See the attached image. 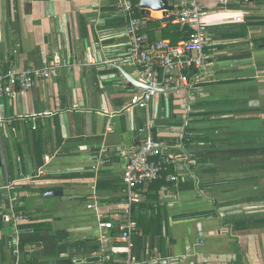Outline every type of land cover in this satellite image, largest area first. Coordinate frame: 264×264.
Returning <instances> with one entry per match:
<instances>
[{
  "label": "crops",
  "instance_id": "obj_1",
  "mask_svg": "<svg viewBox=\"0 0 264 264\" xmlns=\"http://www.w3.org/2000/svg\"><path fill=\"white\" fill-rule=\"evenodd\" d=\"M200 2L204 68L130 110L140 77L113 0H0V72L54 69L0 100V264H264V0ZM190 121L196 146L182 141ZM149 122L179 180L142 184L130 206L123 173Z\"/></svg>",
  "mask_w": 264,
  "mask_h": 264
},
{
  "label": "built area",
  "instance_id": "obj_2",
  "mask_svg": "<svg viewBox=\"0 0 264 264\" xmlns=\"http://www.w3.org/2000/svg\"><path fill=\"white\" fill-rule=\"evenodd\" d=\"M116 16L126 22L125 62L137 69L140 83L145 89H137L131 95L129 109H147L161 90H171L181 85L191 83L187 72L193 68L201 70L207 60L204 49L209 39L207 18L209 13L200 0H174L175 23L187 26L191 31V38L174 45L170 40L149 42L143 33L146 24L141 16L139 5L135 0H113ZM231 0H222L228 4ZM163 18V12H161ZM60 65L58 64L57 67ZM54 69L42 71L10 70L0 72V100L15 99L18 95L29 92L36 85L38 79H49ZM197 84V83H196ZM192 85H190L191 87ZM190 110V109H189ZM189 122H186L185 128ZM143 139L134 156L123 173V181L127 186V200L132 206L139 203L138 193L142 184L153 182L162 177L163 171L172 164H177L180 155L171 148H166L155 139L153 124L149 122L141 130ZM177 176H168V182H177ZM122 225L120 242L129 243L136 232V226L131 221V211H127ZM102 229L111 230L112 221H100ZM109 242V238H103ZM126 264H139L129 259Z\"/></svg>",
  "mask_w": 264,
  "mask_h": 264
},
{
  "label": "trees",
  "instance_id": "obj_3",
  "mask_svg": "<svg viewBox=\"0 0 264 264\" xmlns=\"http://www.w3.org/2000/svg\"><path fill=\"white\" fill-rule=\"evenodd\" d=\"M135 5L138 4V2L135 0L134 1ZM156 15V14H155ZM111 23H113V25H116L117 27H125L126 26V22L122 20V18L118 17L115 18V20L111 21ZM162 25L159 23H151L149 28L153 27H161ZM143 28V32H145ZM148 32H150V29H148ZM162 32V39L163 40H170L172 44L176 45L181 41L184 40H188L191 38V34L192 31L187 27V26H182L178 23H168L166 24V26L164 28L161 29ZM200 70L193 68L191 70H189L186 74L188 77L192 78L193 76L197 75L199 73ZM194 116V115H193ZM154 135H155V139L156 141H159L157 134L154 131ZM203 140H205L204 137L198 135V130L196 128L193 127L192 122L190 121L188 124V127L186 128V133L183 137V143L186 146H196L197 143L203 142ZM37 148V152H38V161L39 164H41L43 162V156L45 155L44 151H40L36 145ZM172 172V170H171ZM168 173H169V167H167L162 174V177L159 178L158 180L153 181L152 183H148L150 184V187L155 186V190L157 191V193H159L161 191L162 188L167 186V177H168ZM132 211H134V208L132 209Z\"/></svg>",
  "mask_w": 264,
  "mask_h": 264
},
{
  "label": "water",
  "instance_id": "obj_4",
  "mask_svg": "<svg viewBox=\"0 0 264 264\" xmlns=\"http://www.w3.org/2000/svg\"><path fill=\"white\" fill-rule=\"evenodd\" d=\"M139 8L141 9V16L145 22L148 24L151 23H173L176 21V15L170 14L174 11V6L171 4L172 0H139ZM154 12H163V18H152V13ZM130 82L134 86H138L142 89H145L146 86L141 84L138 80L130 79ZM175 89L171 90H161L160 93H173ZM49 196H59L62 199H66V196L63 192H52L48 194ZM69 199V198H67Z\"/></svg>",
  "mask_w": 264,
  "mask_h": 264
},
{
  "label": "bare ground",
  "instance_id": "obj_5",
  "mask_svg": "<svg viewBox=\"0 0 264 264\" xmlns=\"http://www.w3.org/2000/svg\"><path fill=\"white\" fill-rule=\"evenodd\" d=\"M154 14H158L159 16L161 15V13H159V12H155Z\"/></svg>",
  "mask_w": 264,
  "mask_h": 264
},
{
  "label": "rangeland",
  "instance_id": "obj_6",
  "mask_svg": "<svg viewBox=\"0 0 264 264\" xmlns=\"http://www.w3.org/2000/svg\"><path fill=\"white\" fill-rule=\"evenodd\" d=\"M159 13H161V12H159ZM156 16H157V17H155V18H162V17H159L158 14H156Z\"/></svg>",
  "mask_w": 264,
  "mask_h": 264
}]
</instances>
